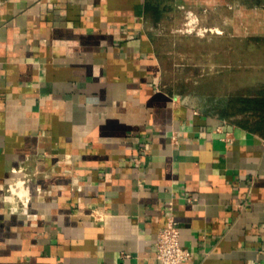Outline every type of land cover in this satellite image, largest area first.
Masks as SVG:
<instances>
[{
    "label": "crops",
    "instance_id": "1",
    "mask_svg": "<svg viewBox=\"0 0 264 264\" xmlns=\"http://www.w3.org/2000/svg\"><path fill=\"white\" fill-rule=\"evenodd\" d=\"M153 14L0 0V264H161L170 216L181 264H264V135L168 88Z\"/></svg>",
    "mask_w": 264,
    "mask_h": 264
},
{
    "label": "rangeland",
    "instance_id": "2",
    "mask_svg": "<svg viewBox=\"0 0 264 264\" xmlns=\"http://www.w3.org/2000/svg\"><path fill=\"white\" fill-rule=\"evenodd\" d=\"M150 11L168 88L224 106L264 87V0H150Z\"/></svg>",
    "mask_w": 264,
    "mask_h": 264
},
{
    "label": "built area",
    "instance_id": "3",
    "mask_svg": "<svg viewBox=\"0 0 264 264\" xmlns=\"http://www.w3.org/2000/svg\"><path fill=\"white\" fill-rule=\"evenodd\" d=\"M206 31L203 29L202 32ZM178 97V96H176ZM214 104L219 103L217 98H211ZM220 130V128H217ZM94 218H101L97 210L92 211ZM180 231L177 221L168 217L165 225L159 230L156 238L155 256L161 264H181L192 256V252L180 244Z\"/></svg>",
    "mask_w": 264,
    "mask_h": 264
},
{
    "label": "trees",
    "instance_id": "4",
    "mask_svg": "<svg viewBox=\"0 0 264 264\" xmlns=\"http://www.w3.org/2000/svg\"><path fill=\"white\" fill-rule=\"evenodd\" d=\"M226 105L230 115L239 116V124L264 135V87L245 96H232Z\"/></svg>",
    "mask_w": 264,
    "mask_h": 264
}]
</instances>
